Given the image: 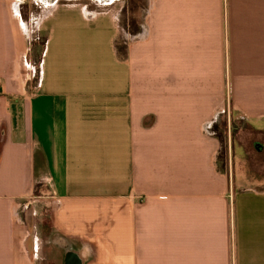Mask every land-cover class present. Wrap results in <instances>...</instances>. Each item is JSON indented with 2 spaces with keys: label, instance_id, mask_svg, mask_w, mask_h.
Masks as SVG:
<instances>
[{
  "label": "crops",
  "instance_id": "obj_1",
  "mask_svg": "<svg viewBox=\"0 0 264 264\" xmlns=\"http://www.w3.org/2000/svg\"><path fill=\"white\" fill-rule=\"evenodd\" d=\"M128 1H56L34 80L0 0V264H264L250 145L223 172L210 131L228 109L264 141V0Z\"/></svg>",
  "mask_w": 264,
  "mask_h": 264
},
{
  "label": "rangeland",
  "instance_id": "obj_2",
  "mask_svg": "<svg viewBox=\"0 0 264 264\" xmlns=\"http://www.w3.org/2000/svg\"><path fill=\"white\" fill-rule=\"evenodd\" d=\"M56 1L69 3L81 0H17V3L19 4V13L22 26L27 35L31 48L28 59L33 67L34 80H38L39 78L37 77L36 69L34 67V61L35 59H37V56L34 53V47L36 52L37 49H40V47H36L34 43L35 41H38V43H42L43 39L45 38L44 33L39 29L40 24L47 16V13H49V9H51L50 7L54 6ZM83 1L87 2L91 6V9L96 8V5L100 3L102 7L106 6L104 7L105 9H107L108 6H111L108 8H114L118 11L120 2L123 0ZM127 4L129 5L127 10L125 9V13L122 12L121 14L122 22L127 15L140 16L141 14H143L142 8L145 4V0H130L127 2ZM218 122L224 132L225 139L228 138V144L230 136L233 142L235 141L236 144H241L242 142H244L250 145L249 155L246 156V158H244L242 152L238 149V147H235V155L233 157L231 166L232 175H234L236 185L246 184L257 187L259 189H264V151H256L252 145V142H261L263 146L264 141L260 139V137L257 138L256 135L255 137L253 136L247 123L244 120L237 117L233 119L228 109L224 113V118L222 120L219 119Z\"/></svg>",
  "mask_w": 264,
  "mask_h": 264
},
{
  "label": "trees",
  "instance_id": "obj_3",
  "mask_svg": "<svg viewBox=\"0 0 264 264\" xmlns=\"http://www.w3.org/2000/svg\"><path fill=\"white\" fill-rule=\"evenodd\" d=\"M46 41H47V39L45 37L43 39L42 43L41 42L38 43V41H35V43H34L36 47L37 46L40 47L39 50L37 49V52H36L35 47H34V53L37 56V59H35V61H34V67L36 69L37 77H39V78H40V72H41L43 53H44V50L46 47ZM117 50L119 52H121L118 46H117ZM223 118H224V116L221 119H223ZM226 129H227V127H226ZM210 131L220 142V151H219V156H218L219 169L223 172H226L227 171V165H228V155H229L228 138L226 137L227 139H225L224 132L221 129L220 124H218V122L214 123L211 126Z\"/></svg>",
  "mask_w": 264,
  "mask_h": 264
}]
</instances>
